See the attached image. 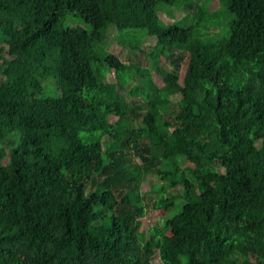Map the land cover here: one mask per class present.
<instances>
[{
  "label": "trees",
  "instance_id": "1",
  "mask_svg": "<svg viewBox=\"0 0 264 264\" xmlns=\"http://www.w3.org/2000/svg\"><path fill=\"white\" fill-rule=\"evenodd\" d=\"M219 4L0 0V264H264V0ZM130 30L157 39L163 88L107 48H141Z\"/></svg>",
  "mask_w": 264,
  "mask_h": 264
},
{
  "label": "rangeland",
  "instance_id": "2",
  "mask_svg": "<svg viewBox=\"0 0 264 264\" xmlns=\"http://www.w3.org/2000/svg\"><path fill=\"white\" fill-rule=\"evenodd\" d=\"M206 4H210V12H215L220 8L219 0H213L212 3L209 0H201ZM223 7H226L223 5ZM173 16H176L175 18H185L187 15V12L184 10V8H176V14L172 13ZM175 18H172L168 16L165 12L161 13V19L162 21L167 24H171L174 21H176ZM68 25L70 26H76L81 27L86 30L91 31V27L86 23L85 19L81 16H78L76 14H70L68 19ZM219 31V29L217 30ZM118 34L115 33V37L108 39L107 42V48L112 53L116 54L121 58L122 61L127 63L128 65L132 66H138L141 67L142 73L147 74L148 72L151 74V77L153 78L154 82L160 87L163 88L165 86V82L162 80V78L159 77L158 73L153 71L154 62L152 59V54L155 52V47L158 43L157 39L154 37L149 36V34L146 31H135L130 30L125 33L126 39H132L133 42H143L141 44V48H133L131 45L124 46L120 44L117 37ZM101 39V37H100ZM161 64L166 67L169 71H173L176 67L175 65L168 60L166 57H162ZM186 66V63L182 62V69L179 70V72H182L183 68ZM183 74V73H182ZM128 77V74L126 75ZM132 84L130 85V88H136V87H142L145 85V82L149 80V78H145L140 74H135L133 77ZM109 81L110 82H118V76L116 73H111L109 75ZM54 90L53 88L50 89ZM169 92L173 95L174 88L171 87L169 89ZM174 98V96H173ZM176 98V97H175ZM133 100V99H130ZM134 101H136L139 105H142L144 108V111L147 112L148 108L144 107L145 105L144 98L142 96L138 95ZM138 125L141 126L142 122L139 121ZM136 163L139 164L140 161L136 160ZM191 163H187V166H190ZM171 181L174 183L176 182V176H171ZM163 185L162 180L155 174L148 175L145 180L143 181V184L141 186V193L143 197V202L145 204H152L154 201H156L160 197V193L156 190L159 189ZM176 188L180 189L179 187H169L166 185V196L169 195V192L175 191ZM171 212H168L164 208H154L149 209L145 212L144 217L142 218V232L146 235L147 238H149L150 230L152 228H162L165 224L166 217L170 215ZM149 264H161L160 258L158 256H153V258L150 259Z\"/></svg>",
  "mask_w": 264,
  "mask_h": 264
}]
</instances>
